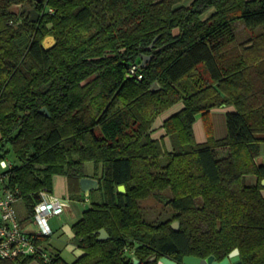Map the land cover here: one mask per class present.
I'll list each match as a JSON object with an SVG mask.
<instances>
[{"label":"trees","instance_id":"16d2710c","mask_svg":"<svg viewBox=\"0 0 264 264\" xmlns=\"http://www.w3.org/2000/svg\"><path fill=\"white\" fill-rule=\"evenodd\" d=\"M27 1L39 20L23 13L15 26L12 8ZM184 1L0 0V160L18 162L9 181L26 218L43 189L54 192L55 176L81 201L89 162L103 194L72 226L82 251L74 262L50 252L48 263L0 264L222 261L235 249L243 264H264V166L256 163L264 145V0ZM179 102L184 109L164 122L168 152L151 130ZM221 105L236 111L217 140L209 112ZM200 113L205 143L194 132ZM152 197L171 210L159 224L142 215L141 202ZM102 229L109 239L98 240ZM51 236L37 242L47 249Z\"/></svg>","mask_w":264,"mask_h":264},{"label":"built area","instance_id":"2783aa9c","mask_svg":"<svg viewBox=\"0 0 264 264\" xmlns=\"http://www.w3.org/2000/svg\"><path fill=\"white\" fill-rule=\"evenodd\" d=\"M14 165L15 162L8 158L0 160V260L35 257L48 263L51 260L50 251L37 239L53 234L49 221L63 215L68 203L48 188L43 189L32 220L37 229L30 231L17 212L21 197L9 181Z\"/></svg>","mask_w":264,"mask_h":264},{"label":"rangeland","instance_id":"374dc122","mask_svg":"<svg viewBox=\"0 0 264 264\" xmlns=\"http://www.w3.org/2000/svg\"><path fill=\"white\" fill-rule=\"evenodd\" d=\"M187 1L188 0L184 1L185 6H189L193 2V0H191L190 2ZM12 9H13L12 11L16 13L21 19L20 21H18V23L14 24L15 26H18L19 24L24 23L25 16L22 15L23 13H25V15L28 14L30 17L32 16L31 11L34 10V4L29 3L27 1L24 4L15 5ZM238 32L241 34L242 32H244V28H242L241 26V29ZM43 44L47 49H50L55 44V39H52L50 36H48L44 40ZM222 156H224V154L220 153L219 157ZM12 160L18 163L17 160H15L13 157ZM93 167L94 164L92 162L87 163L86 171L90 174L91 171H93ZM57 177L60 176H55L53 178V191H55V179ZM246 181L248 184L255 183V179L252 178V176H248ZM54 193H56V191ZM82 196L83 198L81 201L70 200L69 198H67L66 194H64V196H60L66 199L68 203V207L65 209V213L63 215L58 217H53L49 221V225L55 233L54 235H52L48 243L47 249L51 253L52 252L60 253L68 263L74 262L82 254V251H80L74 245L73 242V237H74L72 231L73 224H75L76 222L79 221V219H81L83 212L88 208H90L93 203L103 201V194L99 190L93 191L91 195L88 196L85 193H82ZM141 209H142L143 218L150 223L159 224L161 222H164L170 217L171 214V210L169 209L168 204L159 201L153 197L143 200L141 202ZM17 212L20 218L23 220L24 226L26 228H28L30 231L37 229V226L33 225L32 219L26 218L27 210L23 202H20L17 205ZM179 228H180V223H179ZM126 255L130 256L129 251H127ZM33 264H37V263H33Z\"/></svg>","mask_w":264,"mask_h":264},{"label":"crops","instance_id":"0c3cea01","mask_svg":"<svg viewBox=\"0 0 264 264\" xmlns=\"http://www.w3.org/2000/svg\"><path fill=\"white\" fill-rule=\"evenodd\" d=\"M241 26H242V28H244V32H242L240 34L238 31L241 29ZM241 26H240V24L237 26L236 32L239 36V39L244 40L245 35H247V30H245V27L243 25H241ZM238 28H239V30H238ZM184 107H185V104L183 102L177 103L176 105L172 106L167 111H165L164 113L159 115V117H157L155 123L153 124L152 130H151L152 138L155 140H163L168 152L173 151V146H172L171 137L167 135V131L164 128V122L167 119H169L170 117H172L175 114L182 111L184 109ZM235 111H236V108L234 106L221 105L219 107H215V108L211 109V111L209 112V119H210L212 126H213L214 136L217 140L224 139L227 136L228 130H227L226 116H227V113L235 112ZM194 132H195V137H196V140L198 143L207 142L208 136H207L205 118H203L202 113H200L196 116V121L194 123ZM258 137L264 139V134L259 135ZM256 163L259 166H262V165L264 166V145L262 146L260 155L256 157ZM85 171H86V166H85ZM100 172L101 171L98 170V174H100ZM95 173H96L95 166L93 167V171H91L90 174L86 171L87 177H91L93 179H96L93 177V175ZM252 178L255 179V183H256L257 178L256 177H252ZM96 180H98V179H96ZM55 191H56V193H54V194H56L57 196H64V194H66L67 198H69L68 197L69 196L68 195V182H67L66 177L60 176V177H57L55 179ZM92 192L93 191H91L90 193H92ZM261 193H262L263 198H264V187L261 190ZM52 231H53V229H52ZM54 233L55 232L53 231L52 235H54Z\"/></svg>","mask_w":264,"mask_h":264},{"label":"water","instance_id":"95a60500","mask_svg":"<svg viewBox=\"0 0 264 264\" xmlns=\"http://www.w3.org/2000/svg\"><path fill=\"white\" fill-rule=\"evenodd\" d=\"M38 2H42V0H38ZM31 22L36 23L39 20L40 14L36 10L31 11ZM54 39L53 37H51ZM148 60V58H145V62ZM43 109L42 111H44ZM81 190L83 193H85L87 196L90 195L91 191L98 190L100 183L99 180L93 179L91 177H84L80 181ZM262 186L264 187V179L262 181ZM119 192L121 194L126 193V187L124 185H120L118 188ZM174 230H178L179 223L175 222L173 225ZM109 239V234L105 229H102L99 231V237L98 240L104 241ZM156 260V259H155ZM134 264H140V261L138 259H134ZM159 264H243L241 261L240 251L239 249H235L229 257L225 258L222 261H218L215 259V257L211 256L207 259H201L194 256H186L182 263H178L168 257H162L159 261Z\"/></svg>","mask_w":264,"mask_h":264},{"label":"bare ground","instance_id":"6f19581e","mask_svg":"<svg viewBox=\"0 0 264 264\" xmlns=\"http://www.w3.org/2000/svg\"><path fill=\"white\" fill-rule=\"evenodd\" d=\"M191 0H188L187 2H190Z\"/></svg>","mask_w":264,"mask_h":264}]
</instances>
